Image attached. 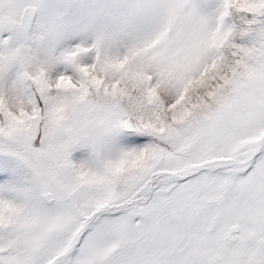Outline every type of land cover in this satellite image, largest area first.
<instances>
[{"label":"snow or ice","instance_id":"obj_1","mask_svg":"<svg viewBox=\"0 0 264 264\" xmlns=\"http://www.w3.org/2000/svg\"><path fill=\"white\" fill-rule=\"evenodd\" d=\"M0 264H264V0H0Z\"/></svg>","mask_w":264,"mask_h":264}]
</instances>
